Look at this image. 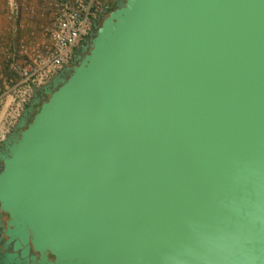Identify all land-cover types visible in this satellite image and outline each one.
I'll return each instance as SVG.
<instances>
[{
  "label": "water",
  "instance_id": "obj_1",
  "mask_svg": "<svg viewBox=\"0 0 264 264\" xmlns=\"http://www.w3.org/2000/svg\"><path fill=\"white\" fill-rule=\"evenodd\" d=\"M0 209L10 263L264 264V0L105 11L1 145Z\"/></svg>",
  "mask_w": 264,
  "mask_h": 264
},
{
  "label": "built area",
  "instance_id": "obj_2",
  "mask_svg": "<svg viewBox=\"0 0 264 264\" xmlns=\"http://www.w3.org/2000/svg\"><path fill=\"white\" fill-rule=\"evenodd\" d=\"M53 7L51 43L24 49L26 60L18 83L24 93L8 97L9 109L0 125V148L29 107L35 89L49 85L75 61L78 51L92 34L95 22L109 11L105 0H55Z\"/></svg>",
  "mask_w": 264,
  "mask_h": 264
},
{
  "label": "crops",
  "instance_id": "obj_3",
  "mask_svg": "<svg viewBox=\"0 0 264 264\" xmlns=\"http://www.w3.org/2000/svg\"><path fill=\"white\" fill-rule=\"evenodd\" d=\"M53 2L55 0H0V88L13 84L12 78L3 73L21 70L26 60L24 49L44 43L45 27L54 18ZM1 97L0 125L10 104L9 98L4 103Z\"/></svg>",
  "mask_w": 264,
  "mask_h": 264
},
{
  "label": "flooded vegetation",
  "instance_id": "obj_4",
  "mask_svg": "<svg viewBox=\"0 0 264 264\" xmlns=\"http://www.w3.org/2000/svg\"><path fill=\"white\" fill-rule=\"evenodd\" d=\"M14 229H16V227L10 214L0 209V264H57L56 257L52 255L54 251H49L48 249H43L44 256L38 254L35 259L33 258V254L24 257L20 252V257L17 258L20 262L16 263L15 259L10 263V261L13 260L9 256L12 253V248L9 247L5 249V247H8L7 242L10 239L9 235L12 234Z\"/></svg>",
  "mask_w": 264,
  "mask_h": 264
},
{
  "label": "rangeland",
  "instance_id": "obj_5",
  "mask_svg": "<svg viewBox=\"0 0 264 264\" xmlns=\"http://www.w3.org/2000/svg\"><path fill=\"white\" fill-rule=\"evenodd\" d=\"M109 6V11H112L116 8L117 4L119 3V0H105ZM52 23L49 25H46L45 27V40H44V45H49L51 43L50 40V34L49 32L51 31ZM30 43L32 42L31 40L29 41ZM32 45H30L31 47ZM11 74V76H10ZM4 76L7 78H12L14 81L12 85H10L8 88H0V95L2 96V100L5 102L8 101V97H14V96H21L24 93V89L18 86V83L20 82L22 78V70L20 71H13L3 73ZM3 103V104H4Z\"/></svg>",
  "mask_w": 264,
  "mask_h": 264
},
{
  "label": "trees",
  "instance_id": "obj_6",
  "mask_svg": "<svg viewBox=\"0 0 264 264\" xmlns=\"http://www.w3.org/2000/svg\"><path fill=\"white\" fill-rule=\"evenodd\" d=\"M115 9H116V8H115ZM42 97H43V95H42V96H40V98H42ZM32 116H33V114L30 116V118L28 119V121H30V120H31Z\"/></svg>",
  "mask_w": 264,
  "mask_h": 264
}]
</instances>
